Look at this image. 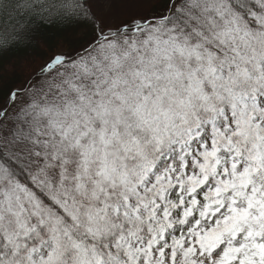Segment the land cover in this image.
<instances>
[{
    "label": "snow or ice",
    "instance_id": "obj_1",
    "mask_svg": "<svg viewBox=\"0 0 264 264\" xmlns=\"http://www.w3.org/2000/svg\"><path fill=\"white\" fill-rule=\"evenodd\" d=\"M0 264H264V0H0Z\"/></svg>",
    "mask_w": 264,
    "mask_h": 264
},
{
    "label": "trees",
    "instance_id": "obj_2",
    "mask_svg": "<svg viewBox=\"0 0 264 264\" xmlns=\"http://www.w3.org/2000/svg\"><path fill=\"white\" fill-rule=\"evenodd\" d=\"M42 50L46 52L47 51V48H43Z\"/></svg>",
    "mask_w": 264,
    "mask_h": 264
}]
</instances>
